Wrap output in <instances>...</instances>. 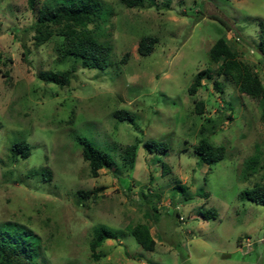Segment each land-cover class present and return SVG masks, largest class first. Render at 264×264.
Returning <instances> with one entry per match:
<instances>
[{"label":"rangeland","instance_id":"obj_1","mask_svg":"<svg viewBox=\"0 0 264 264\" xmlns=\"http://www.w3.org/2000/svg\"><path fill=\"white\" fill-rule=\"evenodd\" d=\"M73 1L80 0H54ZM87 1L98 2L102 15L95 37L112 47L104 70L64 57L63 37L34 47L37 10L28 0H0V232L30 229L38 264H264V206L239 196L264 184L260 100L217 76L208 55L224 38L264 84V0H152L134 8ZM145 36L158 41L142 56L137 44ZM71 67L67 84L52 81ZM203 69L210 76L189 94ZM116 111L131 119L119 121ZM202 136L224 145L225 158L199 163L193 148ZM81 138L113 158L95 178L81 158ZM19 139L30 145L25 159L9 152ZM131 144L137 151L128 168L123 150ZM254 155L258 165L249 172ZM91 190L88 198L78 194ZM208 209L215 215L204 217ZM137 223L150 227L154 251L130 234ZM99 226L113 237L93 259L89 241Z\"/></svg>","mask_w":264,"mask_h":264},{"label":"trees","instance_id":"obj_2","mask_svg":"<svg viewBox=\"0 0 264 264\" xmlns=\"http://www.w3.org/2000/svg\"><path fill=\"white\" fill-rule=\"evenodd\" d=\"M128 8L142 7L146 1L152 0H120ZM29 7L32 11L37 10V18L32 25L33 34L30 41L34 47H39L46 43L54 36L63 37L66 46L62 48L64 57H74L79 61L83 69L104 70L109 65V58L112 47L108 43L99 41L94 32L102 22L98 2L80 0L77 2L55 3L54 0H46L41 7L37 8L38 0H28ZM216 18V17H214ZM219 20L225 25L224 20ZM260 26V45L258 49L264 55V24L259 21ZM157 37H142L137 44V53L145 56L150 54ZM28 51V50H27ZM209 60L217 65L216 75L229 78L238 92L247 96L259 98L260 100V120L264 124V84L259 76L253 72L251 67L238 58L234 49L229 46L224 38L217 39L209 49ZM125 59H123L124 61ZM74 67L67 70L56 71L53 74L52 81L58 86L68 83ZM203 76L209 77V72L205 69L199 71L195 76L188 93L194 95L201 86ZM213 86L220 91L221 87L218 81L213 82ZM203 102H195V111L198 114L203 112ZM115 117L119 121L131 119L129 113L125 111H116ZM82 145L81 158L87 162L91 177L95 178L102 168L110 167L113 164V158L109 152L96 147L88 140L81 138ZM146 147H157L156 143L150 142L145 144ZM163 147L164 143H159ZM198 157V162L208 166L225 158L226 148L224 145H213L209 139L202 136L193 148ZM137 151V144H131L123 150V161L128 168H132ZM9 152L13 159L19 156L25 159L30 154V145L24 139L15 140L9 147ZM258 165L256 155L246 160V168L253 172ZM166 165H163L165 170ZM179 191L184 192L185 187L178 185ZM91 191H78L82 198H88L94 193ZM197 194H199L197 192ZM201 196H208V193H200ZM241 200H249L261 206H264V184H254L250 189L240 193ZM204 217H212L215 212L208 209L203 213ZM135 241L145 250L154 251L156 241L150 233V227L146 223H137L128 228ZM12 231V230H11ZM0 232V264H38L39 245L36 244L34 234L30 229L23 228L19 233ZM14 234V235H13ZM113 237V232L104 226L96 227L93 230L92 237L89 241V249L93 259H97V248L103 242Z\"/></svg>","mask_w":264,"mask_h":264}]
</instances>
